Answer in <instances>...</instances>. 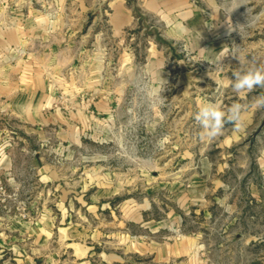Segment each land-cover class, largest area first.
Instances as JSON below:
<instances>
[{
  "label": "rangeland",
  "instance_id": "obj_1",
  "mask_svg": "<svg viewBox=\"0 0 264 264\" xmlns=\"http://www.w3.org/2000/svg\"><path fill=\"white\" fill-rule=\"evenodd\" d=\"M17 1L37 8L43 21L30 50L41 63L57 67L61 83L72 84L59 92L57 105L95 116L81 145L70 146L73 151L28 136L34 167L38 152L71 180L79 174L92 179L93 192L100 186L119 191L93 207L86 221L101 240L90 264H264V107L255 104L264 88L241 95L231 88L234 71L264 65V0H191L202 7L206 38L222 41L219 53L208 52L209 39L198 37L170 46L162 59L148 57L150 42L167 45L151 15L135 11L137 26L127 30L131 39L121 46L111 30L110 0ZM101 47L107 52L101 79L111 100L107 108L96 106L94 90L73 93L87 77L84 49L92 52L94 69L101 62L94 52ZM209 102L225 109L242 105L240 129L226 123L219 136L201 139L194 115ZM14 121L10 125L17 127ZM8 141L18 142L14 134ZM36 167L18 172L24 187L10 186L13 175L0 169V205L15 220L32 223L43 211L35 201ZM74 206L81 214L87 207ZM80 213L70 221L82 224ZM133 241L150 250L129 251ZM164 243L173 246L169 255L161 252ZM121 246L119 261H103L100 251ZM55 248L54 264H77L69 250Z\"/></svg>",
  "mask_w": 264,
  "mask_h": 264
},
{
  "label": "crops",
  "instance_id": "obj_2",
  "mask_svg": "<svg viewBox=\"0 0 264 264\" xmlns=\"http://www.w3.org/2000/svg\"><path fill=\"white\" fill-rule=\"evenodd\" d=\"M109 7L112 34L121 46L131 39L127 30L137 26L136 10L156 18L159 34L167 45L160 48L150 42L149 59H162L169 54L170 46L183 44V39L192 43L191 40L198 37L209 39L208 52L219 53L222 41L206 38L209 33L202 7L191 0H135L133 4L129 0H110ZM38 13L37 8L25 2L0 0V169L7 177L13 175L14 179L9 180L12 187H24L22 181L16 179L19 171L36 167L30 156L32 151L27 147L28 136L35 135L40 142L55 140L59 144H67V149L73 151L70 146L81 145L85 132L95 119L85 109L67 111L57 105L59 92L72 84L61 83L63 79H60L57 67L41 63L30 50V44L39 37L38 32L43 27ZM86 50L84 56H88L90 61L84 63L82 72L87 77L84 85L73 89V93L94 90L99 93L96 94L99 97L95 101L96 106L107 108L111 100L106 97V85L101 80L106 68L102 61L107 58V52L103 48L94 52L101 62L93 69L92 52ZM71 97L78 103V97L74 94ZM11 119L15 120L17 127L10 125ZM12 134L18 140L13 145L8 141ZM34 154L38 171L35 201L44 205L43 211L31 223L15 220L0 205V264L57 263L59 248H55V244L70 251L71 262L90 264L101 240L94 238L95 234L86 221L96 211L93 207L119 195V191L100 186L93 192L92 179L79 174V179L74 177L71 180L73 176L70 173L43 161L38 152ZM40 159L43 166L39 164ZM77 171L78 168L73 170L74 173ZM76 202L87 206L83 214L75 211ZM77 213L84 220L82 224L70 221L69 217ZM68 219V222L64 221ZM142 225L145 226V221ZM122 249L123 246L120 250L115 248L112 253L100 251L103 261L111 258L119 261ZM128 250L143 254L150 248L145 243L133 241ZM172 251L170 244L161 246L162 253L169 255Z\"/></svg>",
  "mask_w": 264,
  "mask_h": 264
},
{
  "label": "clouds",
  "instance_id": "obj_3",
  "mask_svg": "<svg viewBox=\"0 0 264 264\" xmlns=\"http://www.w3.org/2000/svg\"><path fill=\"white\" fill-rule=\"evenodd\" d=\"M233 79L231 88L237 95L251 92L255 88H264V65L248 67L245 70H237L232 73ZM257 107H264V96L258 97L255 101ZM243 106L232 104L226 109L216 102H209L201 106L194 115V120L200 126L201 139H213L219 136L226 123H232L236 130L242 126L241 113ZM163 149V142L159 143Z\"/></svg>",
  "mask_w": 264,
  "mask_h": 264
},
{
  "label": "built area",
  "instance_id": "obj_4",
  "mask_svg": "<svg viewBox=\"0 0 264 264\" xmlns=\"http://www.w3.org/2000/svg\"><path fill=\"white\" fill-rule=\"evenodd\" d=\"M3 187V186H2Z\"/></svg>",
  "mask_w": 264,
  "mask_h": 264
}]
</instances>
